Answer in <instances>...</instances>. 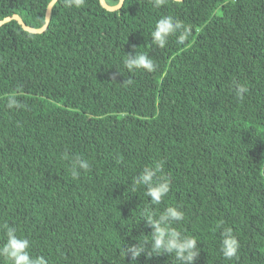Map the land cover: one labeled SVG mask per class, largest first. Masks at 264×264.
Returning <instances> with one entry per match:
<instances>
[{
  "label": "trees",
  "instance_id": "obj_1",
  "mask_svg": "<svg viewBox=\"0 0 264 264\" xmlns=\"http://www.w3.org/2000/svg\"><path fill=\"white\" fill-rule=\"evenodd\" d=\"M50 2L0 0V21L17 14L41 28ZM165 15L192 27L186 44L173 35L163 49L152 45ZM133 45L155 71L124 68ZM234 82L247 87L243 100ZM13 94L24 107H7ZM65 153L90 169L74 180ZM157 162L171 189L151 205L131 184ZM170 205L185 213L174 226L199 242L196 264H264V0L159 9L124 0L116 10L58 0L42 32L1 24L0 225L48 264H179L169 254L131 261L125 250L150 238L143 209ZM224 227L239 239L238 260L220 251Z\"/></svg>",
  "mask_w": 264,
  "mask_h": 264
},
{
  "label": "clouds",
  "instance_id": "obj_2",
  "mask_svg": "<svg viewBox=\"0 0 264 264\" xmlns=\"http://www.w3.org/2000/svg\"><path fill=\"white\" fill-rule=\"evenodd\" d=\"M152 7L159 9L169 3V0H148ZM177 5L182 0H172ZM85 0H64L65 7L81 8ZM192 27L185 24L182 20L172 15L160 17L155 22V26L150 33L151 43L159 49L166 47L170 36H176L178 45L186 44L192 36ZM133 52L126 53L123 59V66L128 72L143 69L147 72H153L156 69L154 61L148 54L137 50L136 46ZM118 72L122 73L117 67ZM125 82V81H124ZM128 83L131 81L128 80ZM235 95L243 100L244 94L248 91L247 87L239 82L233 84ZM7 107L9 109H20L24 105L17 99L15 94L7 97ZM63 159L69 160L68 153H65ZM90 169L88 160L79 156L70 159V174L72 178L78 179L81 170L87 172ZM163 163L157 162L154 166H146L142 171L132 179V191H137L140 187L145 188V194L150 198L151 205H160L171 189L170 180L165 176L158 177L161 173ZM143 220L146 227L152 231L148 234L149 239L125 248L127 256L131 255V261L138 260L141 254H146L148 260L154 256L163 254L174 256L179 264H196V260L201 253L198 247V240L195 236L184 235L174 225L185 219V213L181 207L170 205L157 213L152 207H145L142 211ZM4 229L6 239L0 245V257L8 261V264H48L44 256L33 257L30 252V241L28 238L17 235V229L9 226L7 223L0 225ZM150 245V247H147ZM240 242L234 234L231 227H224L221 232L220 251L227 260L239 259Z\"/></svg>",
  "mask_w": 264,
  "mask_h": 264
},
{
  "label": "water",
  "instance_id": "obj_3",
  "mask_svg": "<svg viewBox=\"0 0 264 264\" xmlns=\"http://www.w3.org/2000/svg\"><path fill=\"white\" fill-rule=\"evenodd\" d=\"M58 0H51V2L48 4V8H47V14H46V23L44 26H42L41 28H32V27H29L27 26L22 20L21 18L15 14L13 16H8L6 17L5 19L1 20L0 21V25L3 24L4 22L8 21V20H11V19H15L17 20L22 26L24 29L26 30H29L31 32H42L44 31L47 27H48V24H49V19H50V12H51V8L52 6L57 2ZM101 4L103 7H105L106 9L108 10H116L118 8H120L122 5H123V2L124 0H119L118 4L115 5V6H110L106 3L105 0H100Z\"/></svg>",
  "mask_w": 264,
  "mask_h": 264
}]
</instances>
